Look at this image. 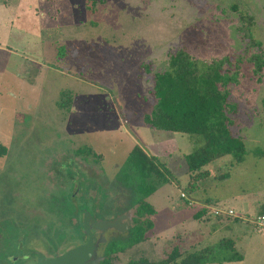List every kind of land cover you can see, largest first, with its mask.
Here are the masks:
<instances>
[{
    "label": "rangeland",
    "instance_id": "1",
    "mask_svg": "<svg viewBox=\"0 0 264 264\" xmlns=\"http://www.w3.org/2000/svg\"><path fill=\"white\" fill-rule=\"evenodd\" d=\"M232 3L253 17L250 29L264 52V0H95L90 10L86 0H0V144L7 148L0 156V264L74 244V176H66L80 182L77 197L109 205L119 192L114 176L135 144L166 162L173 179L146 198L158 210L154 227L126 253L155 261L173 246L192 251L230 237L243 260L209 264H264V235L252 223L264 205V156L253 152L264 149V70L257 82L243 62L229 87L237 105L230 129L244 141V160L215 159L194 192L186 190L183 158L194 137L142 121L154 102L153 74L167 69L169 53L183 47L203 59L242 50ZM63 92L72 99L68 109L58 105ZM83 147L102 158L76 155ZM201 207L207 213L195 218ZM216 207L237 216L218 218Z\"/></svg>",
    "mask_w": 264,
    "mask_h": 264
},
{
    "label": "trees",
    "instance_id": "2",
    "mask_svg": "<svg viewBox=\"0 0 264 264\" xmlns=\"http://www.w3.org/2000/svg\"><path fill=\"white\" fill-rule=\"evenodd\" d=\"M95 0H86V7L92 9ZM229 10L237 14L241 38L245 40L242 50L232 55H222L210 58H197L183 47L168 54V67L153 74L151 94L154 99L149 112L142 117L143 124L153 130L193 136L196 146L184 154L190 184L186 190L194 192L198 182L207 179L210 172L206 167L215 159L232 155L233 163L244 160L246 149L241 136L234 135L230 129L233 120L229 116L237 111L235 102L230 101V85L238 84L243 62L252 65V73L261 81L264 70V52L262 44L252 35L250 27L254 24L253 17L239 4L232 3ZM148 71V66H146ZM63 92L58 105L69 108L71 97ZM7 148L0 144V156L5 155ZM256 156H264V149H254ZM76 154L93 155L95 159L102 158L91 147L76 150ZM166 162L149 154L139 144L132 146L124 163L118 168L113 183L120 191H128L129 205L137 206L140 219H134L130 238L133 243L143 240L145 233L153 228L154 222L149 217L155 212L152 204L146 198L160 186L173 179ZM228 172L216 178H226ZM103 190L106 185H101ZM71 201L72 197L69 198ZM73 202V201H72ZM207 203L214 200L207 199ZM85 207V205H84ZM207 207L194 214L201 218L207 213ZM218 218L228 215H214ZM237 216V215H236ZM264 216V205H260L252 223L259 230L256 217ZM237 219V217H235ZM249 222V221H247ZM123 246V245H122ZM243 254L238 250L233 238L224 237L217 242L192 250L181 251L173 246L165 257L158 260L142 258L128 264H209L237 262L243 260Z\"/></svg>",
    "mask_w": 264,
    "mask_h": 264
},
{
    "label": "flooded vegetation",
    "instance_id": "3",
    "mask_svg": "<svg viewBox=\"0 0 264 264\" xmlns=\"http://www.w3.org/2000/svg\"><path fill=\"white\" fill-rule=\"evenodd\" d=\"M86 156H91L93 160H95L93 155ZM72 176H74V179H72L73 191L71 197L73 203L76 205V209L68 218L73 228V234L71 235L70 240H76L75 234H77V240L74 244L69 245L70 243H68V247L65 248H59L53 244L50 251L47 253L35 249L30 254L24 256L26 257L25 260L33 257L28 264H36L40 256L43 257L44 260L54 259L69 250L87 244L89 241V235L83 222L86 213L89 214V232L92 236V248L86 250L85 253L80 256L83 257L82 262L76 261L75 264H128L134 260L146 258L144 255L136 256L131 253H126L132 251L136 246L141 245L147 240L149 233V231L145 233V238L143 240L136 243L132 242V239L130 238V230L134 225L133 220L136 218L140 219L141 215L137 213L136 205H129L127 199L128 195H126L127 191L119 190L116 194L110 195L112 200L109 205L97 206L96 198L94 196L89 195L86 197L81 195L77 197L75 195V185L77 184L80 187V182L75 180L76 175L66 176V182L71 181ZM106 194L105 196L107 197ZM156 212H158V210L155 209V212L149 217L152 219V217L157 214ZM103 222H116L117 224L113 226H103ZM25 260L23 261V264H27L25 263ZM5 264H18V260L15 258L9 260L8 263L5 262Z\"/></svg>",
    "mask_w": 264,
    "mask_h": 264
},
{
    "label": "water",
    "instance_id": "4",
    "mask_svg": "<svg viewBox=\"0 0 264 264\" xmlns=\"http://www.w3.org/2000/svg\"><path fill=\"white\" fill-rule=\"evenodd\" d=\"M89 214L86 213L84 217V227L89 235V241L87 244L77 247L75 249L69 250L68 252L64 253L63 255L54 258V259H48L44 260L43 257H39L36 264H75L76 261H83V257H80L82 254L85 253L86 250H89L92 248V236L89 232ZM116 222H103V226H113L116 225Z\"/></svg>",
    "mask_w": 264,
    "mask_h": 264
},
{
    "label": "built area",
    "instance_id": "5",
    "mask_svg": "<svg viewBox=\"0 0 264 264\" xmlns=\"http://www.w3.org/2000/svg\"><path fill=\"white\" fill-rule=\"evenodd\" d=\"M181 196L184 197L185 195L181 193ZM214 215H228V216H236V212L232 208H221L216 207L213 209ZM259 227V231L264 235V216H257L255 221Z\"/></svg>",
    "mask_w": 264,
    "mask_h": 264
}]
</instances>
